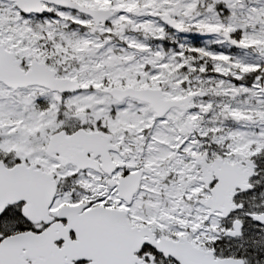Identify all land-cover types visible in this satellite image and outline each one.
Masks as SVG:
<instances>
[{
  "label": "snow or ice",
  "instance_id": "1",
  "mask_svg": "<svg viewBox=\"0 0 264 264\" xmlns=\"http://www.w3.org/2000/svg\"><path fill=\"white\" fill-rule=\"evenodd\" d=\"M0 264H264V0H0Z\"/></svg>",
  "mask_w": 264,
  "mask_h": 264
}]
</instances>
